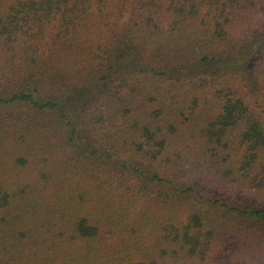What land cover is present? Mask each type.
I'll return each instance as SVG.
<instances>
[{"label":"trees","instance_id":"obj_1","mask_svg":"<svg viewBox=\"0 0 264 264\" xmlns=\"http://www.w3.org/2000/svg\"><path fill=\"white\" fill-rule=\"evenodd\" d=\"M0 264H264V0H0Z\"/></svg>","mask_w":264,"mask_h":264}]
</instances>
